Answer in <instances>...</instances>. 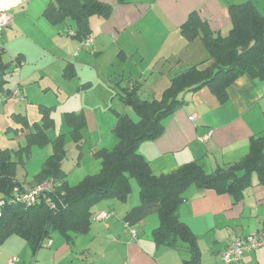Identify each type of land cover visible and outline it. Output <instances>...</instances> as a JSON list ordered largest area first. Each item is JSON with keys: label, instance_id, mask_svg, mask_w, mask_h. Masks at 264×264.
Segmentation results:
<instances>
[{"label": "crops", "instance_id": "1", "mask_svg": "<svg viewBox=\"0 0 264 264\" xmlns=\"http://www.w3.org/2000/svg\"><path fill=\"white\" fill-rule=\"evenodd\" d=\"M49 1L0 0V9L7 10L12 16L10 24L1 32L0 45L5 52L7 49L22 56L21 64H10L19 74L16 87L30 78L33 71L23 70L25 45L18 44L12 49L9 38L22 33L27 35L24 20L37 23L38 19L37 29H41L42 36L38 38L33 31L35 41L31 42L39 50L56 51L53 55L61 87H72L71 91L79 92L78 106L63 111V121L69 134L64 112L84 113L85 126L80 129L81 148L76 151L87 161L91 171L98 172L100 163L92 153L101 147L112 149L116 144L117 139L112 133L117 120L115 111L127 114L134 121L139 119L129 106L122 103L116 89L135 85L140 98H147L144 95L159 98L174 74L194 64L205 66L211 62L199 36L193 40L183 36L181 26L188 16L194 12L214 35H225L231 27L229 5L247 0H99L111 5L112 12L107 19L90 17L91 43L86 49L81 44L83 41L72 36L78 41H71L65 37L61 24L52 25L44 18L42 13ZM251 1L264 12V0ZM69 63L72 70L70 77L65 78L63 71ZM47 85L51 83L47 82ZM9 93L1 94L2 103L8 99ZM227 93L223 102L208 87L182 93V103L163 119L162 133L138 146V151L154 172H167L191 161L201 164L206 172H212L218 166L229 165L243 157L251 136L264 135V77L243 74L228 86ZM115 99L118 105L114 107ZM39 105L53 106L27 97L22 105L14 102L3 105L4 113L11 115L17 124L7 126L4 131L6 141L0 138L3 143L0 149L16 150L25 144L29 128L22 127V120L26 119L30 126L40 121ZM15 109L18 111L13 112ZM16 114L25 118L16 119ZM190 115L194 118L190 119ZM49 131L50 140L59 134L51 138ZM209 131L211 134L201 140ZM60 133L65 134V142L66 132ZM34 147L39 146H32L28 156L23 153L22 162L16 167L15 179L19 184L35 186L47 180L37 182L36 175L51 154V143L39 147L40 166L37 170L32 174L29 170L28 173L19 170V166L25 165L31 157ZM63 171L68 184L77 183H70L66 171ZM75 174L79 182L89 173L76 171ZM184 196L179 218L198 237L201 264H234L221 260L226 245L237 236L264 229V185L255 176L238 201H234L230 194L193 185L185 190ZM159 208V198L142 201L139 186L136 189L131 185V193L125 201L108 198L95 203L91 208L89 231L75 234L70 243L60 232L52 231L33 251L23 237H7L0 243V264H6L11 256L17 259L14 264H182V260L188 257L184 248L158 246L151 238V231L159 223ZM105 210L112 212L108 218H94L96 213ZM128 225L135 227L134 236ZM49 238L50 245L47 244ZM240 264H264V250L246 252Z\"/></svg>", "mask_w": 264, "mask_h": 264}, {"label": "trees", "instance_id": "2", "mask_svg": "<svg viewBox=\"0 0 264 264\" xmlns=\"http://www.w3.org/2000/svg\"><path fill=\"white\" fill-rule=\"evenodd\" d=\"M228 10L231 27L225 35H214L206 22L194 12L181 26L186 39L200 37L211 62L205 66L194 64L174 74L159 98H140L135 85L120 87L117 91L119 99L139 119L134 121L127 114L115 111L117 120L112 133L117 142L112 149L101 147L93 151V156L100 163L97 173L85 175L74 185L65 180L66 174L61 166L66 157L65 134L59 133L53 140L47 134L54 127L51 115L53 106L39 105L41 119L31 126L26 119L22 120V127L29 128L25 144L16 150L0 149V199L5 200L0 207V243L11 235H18L36 251L52 231L60 232L70 243L75 234L89 231L91 208L95 203L108 198L123 202L129 197L130 179L133 178L138 183L142 201L154 197L160 200L159 223L151 231L154 243L158 246L182 247L188 252L182 264H201L198 237L179 218L184 192L193 185L230 194L234 201H238L251 184L252 177L255 176L264 185V135L251 136L248 151L243 157L229 165L218 166L212 172H206L201 164L191 161L167 172L156 173L138 151V146L142 141L155 139L162 133L163 119L182 103L183 92L208 87L223 102L228 96V86L239 76L264 77V12L251 0L230 4ZM111 12V5L99 0H50L42 15L52 25L72 20L75 29L66 28L65 32L82 41L90 36V17L96 15L107 19ZM4 53L5 49L0 45V96L12 90H5L4 77L9 72V65L11 62L18 65L22 61L19 55L5 62ZM70 70L69 63L63 71L65 78L70 77ZM14 117L25 118L18 114ZM64 120L80 151L84 113L64 112ZM48 143H51L52 151L36 175V180L40 182L53 178L56 186L51 195L54 198L61 196L64 207L50 209L44 203L25 207L10 201L12 188L19 184L15 175L17 165L22 162V154L28 156L32 146L43 147Z\"/></svg>", "mask_w": 264, "mask_h": 264}, {"label": "rangeland", "instance_id": "3", "mask_svg": "<svg viewBox=\"0 0 264 264\" xmlns=\"http://www.w3.org/2000/svg\"><path fill=\"white\" fill-rule=\"evenodd\" d=\"M94 17L97 18V16L95 15ZM40 19H43V18H40ZM24 21H25L24 26L28 32L27 35L22 33L16 37H10L9 38L10 43H11L10 48L15 49V46L18 44L25 45L24 47L25 48V55H24L25 59L22 64L23 70L29 71V73L33 71V75L30 76V78L24 79L23 82L20 81L21 83L19 85V96L18 97L13 98L9 96L6 101H4L3 103L2 102L0 103V126H1L0 138L6 141V138L4 136V131L6 130L7 126H12V125L14 126L17 124L15 120L13 119V117H11V115H6L4 113L3 105H5L6 103L8 104V103L14 102L18 105H22L26 101V97H27L28 100H34L37 102H46L47 104L53 105L54 108H53L52 114L55 118V126L54 128L50 129L49 136L51 138H54L58 133L66 132L65 148L67 149V156L62 162V167L66 171L67 177H68L67 180H69L70 183L78 182L77 175L75 174L76 171H79V174H86V173L93 174L97 172V171H91L90 165L87 163V161H84V158L82 156L80 157L78 156L75 143L72 141L69 134L67 133L68 127L63 121V115H62L63 111L70 110L73 107L78 106L80 94L76 90L75 92L71 91V89H73L72 87H67V86L61 87L60 75L56 69L57 61H55V57L53 55L56 53V51L55 50L54 51H50V50L44 51L42 49L39 50L36 48V46L32 44L31 41H35V35L33 34V31H36L35 33L36 35H38V38L42 36L40 35L41 29L39 31L37 29L38 19H37V23L29 22L26 20ZM61 26L63 27L65 37H68L71 41H78L77 39L72 38L71 36L67 35L65 32L66 28H73L74 23H72L71 20L68 19L63 24H61ZM42 40H43V37H42ZM81 44L84 48L89 47V44L86 45L84 42ZM40 52L42 54H40ZM70 55L72 56L73 54L70 53ZM15 56L16 54H12L9 50L6 49V52L3 55V60L7 62V61L12 60ZM12 67H13V64L10 65L9 72L5 75L4 78L6 79L5 86L11 87L13 89L15 88L17 78H19V74L17 71H14L13 70L14 67L13 68ZM47 82L51 83V85H47ZM45 86H51V87L46 88ZM116 90L118 91V89ZM144 96H146L147 98H152V95H144ZM117 105H118V100L115 99L114 107ZM17 111L18 109H15V111L13 110V112H17ZM10 132L13 133V131H10ZM11 136H14V135L12 134ZM22 142L23 140H21V143ZM49 146L50 145H48L47 147ZM0 147L3 148V143L1 140H0ZM39 156H40V148L34 147L31 157L26 161L25 165L19 166V170L20 171L27 170L26 171L27 173L30 171L29 174H32V172L37 170L38 166H40V160H38ZM89 157L91 158V156ZM80 158H82V160ZM130 182H131V185H133L137 189L138 184L136 180L132 178L130 179Z\"/></svg>", "mask_w": 264, "mask_h": 264}, {"label": "built area", "instance_id": "4", "mask_svg": "<svg viewBox=\"0 0 264 264\" xmlns=\"http://www.w3.org/2000/svg\"><path fill=\"white\" fill-rule=\"evenodd\" d=\"M12 20V16L7 10L0 9V34L2 30L7 27ZM70 34L72 31L69 32ZM83 42L88 45L91 43V38L87 37ZM9 96H19V86L17 85L9 93ZM8 96V97H9ZM3 97L0 96V103L3 101ZM194 116L190 115L192 119ZM211 134L209 131L201 140L206 139ZM56 181L53 178L45 180L35 186H26L22 184L15 185L12 188V192L9 200L22 204L25 207L33 206L35 204L44 203L50 209H56L58 206L64 207L61 196L54 198L51 195ZM5 203V200L0 199V207ZM112 214L111 211H100L95 214V219H106ZM130 233L134 236L136 229L133 226L128 225ZM47 244H51V239H47ZM264 250V229H257L248 233L247 235L237 236L232 239L224 248L221 253L222 260L225 263L240 264L243 255L246 252H261ZM15 256H11L7 259L6 264H14L16 261Z\"/></svg>", "mask_w": 264, "mask_h": 264}]
</instances>
